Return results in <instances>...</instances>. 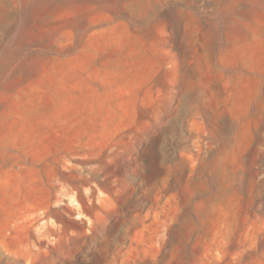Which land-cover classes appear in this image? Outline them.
<instances>
[{
  "label": "rangeland",
  "instance_id": "obj_1",
  "mask_svg": "<svg viewBox=\"0 0 264 264\" xmlns=\"http://www.w3.org/2000/svg\"><path fill=\"white\" fill-rule=\"evenodd\" d=\"M0 264H264V0H0Z\"/></svg>",
  "mask_w": 264,
  "mask_h": 264
}]
</instances>
